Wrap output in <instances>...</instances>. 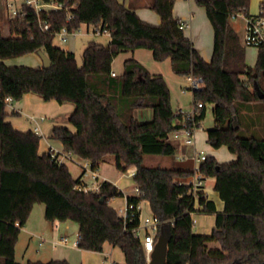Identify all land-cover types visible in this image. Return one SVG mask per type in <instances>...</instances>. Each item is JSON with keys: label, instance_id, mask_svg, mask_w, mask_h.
<instances>
[{"label": "trees", "instance_id": "trees-1", "mask_svg": "<svg viewBox=\"0 0 264 264\" xmlns=\"http://www.w3.org/2000/svg\"><path fill=\"white\" fill-rule=\"evenodd\" d=\"M46 1L77 2L74 20L67 24L65 11L53 12L47 18L52 28L44 32L37 15L27 11L24 18L6 19L10 34L5 37L0 15V264H23L16 260V245L36 205L45 206L50 222L78 224L79 249L102 252L109 243L121 250L125 264H148L137 233L143 201L150 203L163 225L171 226L166 264H264V98L255 90L258 85L264 95V44L258 47L256 65L249 68L246 47L230 23L239 15L253 17L251 0H197L214 30L210 62L180 28L183 23L174 16L177 0L145 4L160 16L159 25L143 21L134 7L119 0ZM82 24L107 31L110 43L90 42L79 67L75 53L54 46V40L62 27L72 31ZM139 49L150 50L157 62L170 59L178 75L203 80L193 104L203 103L200 122L212 106L215 120L207 141L214 149L224 146L236 156L231 163L208 157L202 164L205 178L215 180L223 211L205 193L198 203L189 193L193 167L190 161L177 160L187 153L170 141L180 115L173 110L163 75H153L136 58H129L122 73L112 76L115 59ZM40 50L54 65L5 64ZM28 93L75 106L68 120L74 130L55 126L51 133L64 152L88 160L95 170L108 156L114 157L120 171L136 168L134 182L140 195L127 197L134 208L126 217L111 206L112 200L124 197L116 185L104 181L99 193L75 189L84 184L82 175L74 178L67 163L59 164L49 152L41 153L39 134L19 131L7 121V99L18 102ZM140 109L151 110V120L140 122L135 116ZM148 155L172 163L148 166ZM103 197L106 201L101 203ZM193 214L215 215L212 234L193 231ZM26 264L70 263L62 259Z\"/></svg>", "mask_w": 264, "mask_h": 264}, {"label": "crops", "instance_id": "crops-1", "mask_svg": "<svg viewBox=\"0 0 264 264\" xmlns=\"http://www.w3.org/2000/svg\"><path fill=\"white\" fill-rule=\"evenodd\" d=\"M193 1L194 0H188V4H187L189 8L188 13L181 11L175 4L174 16L175 18L181 20V22L184 25H186L184 28L185 37H187L189 40L192 41L195 48L201 53L204 60L206 62H210L213 56V49H214V30L210 23L213 35L210 34L209 37H207V40H205L204 42L203 36L202 34L199 35V30H198L199 29L198 17L200 15V10L198 8V4ZM119 2L124 4L125 6L131 5L132 7H134L136 13L143 21L150 23V24H154V25H159L161 23L160 16L156 12L150 10L149 8L145 6L148 0H119ZM259 2H260L259 12L252 13L249 10L250 15L257 16L260 13L261 3L263 2V0H259ZM205 13H206V10H205ZM206 16H207V13H206ZM208 22H211V21H209L208 19ZM230 23L232 27L234 28V30L239 35L241 43L243 44L245 31H246V23H247L246 17L243 15H239L237 18L232 19ZM205 29L207 30L209 34L208 26H206ZM54 46L59 47L55 43H54ZM70 50L67 49V51H70ZM139 50H136V52H133L132 54L133 56L128 57L125 60L129 58H134V59L136 58V60L142 64L141 58L137 55ZM30 55L31 56L28 59L31 63H28V65L26 66L36 67V66H40L43 64L42 59L40 58L38 54L32 53ZM24 62L26 61L20 60L16 65L25 66V65H20V64H25ZM16 65H9V66H16ZM113 72L115 71L113 70ZM74 109H75V106L72 103L59 104L57 101L53 99L52 101L47 102L40 95H36L35 93H28L23 97L21 101L13 102L7 105L6 112L8 114L7 121H9L16 129H19V131H22V132L32 131L36 133L35 132L36 129L39 128L40 129L39 135L42 137L41 142H40V152L47 153L51 148H58L64 151L63 145L59 141L51 138V133L55 126L68 127L71 130H74L68 121L69 116L74 111ZM148 114L149 116L152 117L151 110L148 112ZM63 116H65V118H63ZM196 148L198 149V143L196 144L195 147L190 148L189 151H186L184 149V152H191L192 150V152L190 153L192 154ZM235 160H236V156H235ZM108 165L109 164L107 161L102 163L98 169V173L100 174L101 178H105L107 181L112 182L114 185H116L120 189V191L124 194L123 198L126 199V203H127V197L137 195L136 194L137 187L136 186L134 187L135 195L128 192L127 189H123L122 181L118 179V177L115 181L111 179V176L113 175L110 174V171L107 169ZM214 185H215V180H214L213 187ZM205 194L207 195L209 200H212L215 202L218 211H223L224 203L220 199L219 194L217 192L212 191V193L210 194V192L205 188ZM114 201L115 199L111 201V206L115 208V206L113 205ZM147 203L149 207V214L146 215L144 219H142V216H141V221H144L145 219L151 218L154 216V213L152 212L151 207H150V203L148 201ZM124 208L121 209L123 212H124L123 210ZM140 209L142 212V208ZM42 211L43 212H41V209H39L37 212V217H36L35 207H34L32 214L29 218V221L27 222L26 226L21 231V236L29 237L32 239L34 237L42 235L48 238L51 244L53 242H58L60 238L65 236L64 235L65 232L69 231L68 223L50 222L45 218L46 211L45 210H42ZM41 213L43 215L42 217H41ZM193 216H194L193 218L196 220V223L194 224V227H193V231L196 234H205V235L212 234V230L214 229L215 222H216L215 215L196 214ZM144 233H145V230L142 229L141 234L144 235ZM78 237H79V232H78L77 239ZM42 241H44L45 243L46 240L42 239ZM73 243H71L69 240V244L67 246L63 244L58 245V246L63 247L61 250L50 248L49 250H46V251L43 250V251L38 252L36 257H33L30 254L28 255V250L25 251V255L29 256L28 258H29V261L31 260V262H36V261L48 262L51 260H62V259L64 260L65 259L69 261L70 264H78L76 263V262H79L77 260L81 259V261H83V264H125L124 255L121 252V250L118 247H115L109 243H106L105 246L109 244L110 247L112 248L107 251H104V248H103L102 252L81 250L77 247H74ZM19 244H20V240L18 241L16 245V260H17V251L19 248ZM43 245L40 247H43ZM115 251H119L118 254H116ZM32 260H36V261H32Z\"/></svg>", "mask_w": 264, "mask_h": 264}, {"label": "rangeland", "instance_id": "rangeland-1", "mask_svg": "<svg viewBox=\"0 0 264 264\" xmlns=\"http://www.w3.org/2000/svg\"><path fill=\"white\" fill-rule=\"evenodd\" d=\"M193 2L197 3V0H194ZM187 4H188V0H177L176 2L177 7L181 11L186 12V13L189 12V8ZM250 5L251 7L249 10L252 13L259 12V6H260L259 0H251ZM198 8L200 10V15L198 17L199 35L202 34L203 40L205 42V40H207V37H209L210 34L213 35L212 28H211L210 22H208V19L205 13V8L199 5H198ZM0 15L2 17L1 19L2 20L1 21L2 30H3L2 34L5 37L9 36L10 34L9 28H8V24L6 23V18H5L7 14L5 13V10H4L3 0H0ZM206 26H208L209 34L207 30L205 29ZM95 30L96 28L93 25L88 26L87 24H82L80 28L78 29V35L76 37H71L67 43H60L58 38H55L54 43L64 50L71 49V51H73L76 55L77 64L79 65V67H81L83 64L84 50H86L85 48L90 42H96V43L102 44L103 46H107L109 44L110 35L107 33H96ZM132 54L133 52L123 53L115 59L113 63V70L118 75L121 74L123 71L122 67H123L124 60L128 57H132L133 56ZM137 55L141 58L142 64L145 66V68L148 71H150L153 75H163V77L165 78L167 82V86H169L171 90V105L173 107V110L175 112L181 111L183 113L193 112L195 109V106L193 104L194 103L193 102L194 91L192 89H189L190 82L188 80V76L176 74L172 69V64H171L170 59H167L163 62L155 61L153 58L152 52L148 49H140ZM30 56H31L30 54H27L25 56H22V58L16 57V58L8 59L5 61V64L16 65L20 60L21 61L25 60L26 61L24 62L25 64H20V65L26 66L28 65V63H31L28 59L30 58ZM257 57H258L257 47H250V46L246 47V65L249 68L254 67L256 65ZM149 111L150 110H142V109L137 110L135 112V116L140 122H147L151 120L150 118L151 116H149L148 114ZM63 118H65V116H63ZM214 120L215 119H213V115H212V106H208L205 119L201 122L200 128L197 131L198 150L204 151V153L207 154L209 157H215L216 160L221 164L231 163L235 161V156L231 154L226 147L223 146L219 149H214L213 147L210 146V144L207 141V136H208L207 131L213 128ZM170 135H171L170 141L175 146L180 148L182 152H184V149L186 151L190 150V147L181 148L180 142L175 140L172 134ZM54 149H56L57 152H60V153L63 152L62 149H58V148H54ZM191 152H186V153L189 155ZM106 161L109 164L107 169L110 171V174L113 175L111 176V179L115 181L118 177V179L122 181L123 189H127L128 192L135 195L134 187L136 186V184L134 182V179L127 177L124 171H120L116 168L113 156H108ZM187 162L189 161H186V162L181 161L180 163H187ZM65 163H67V166L74 178L80 177L82 173V168H81L82 160L79 157L73 156L72 159H66ZM171 163L172 162L169 158H164V157H159V156H149L148 155L145 158V164L148 166L168 167L171 165ZM131 168L133 169V167ZM85 179L86 181H91L90 174L85 176ZM213 184H214L213 178L206 179L204 183V187L210 192V194L212 193V191L216 192L214 190ZM113 205L115 206L118 213L121 216H123L124 212L121 209L124 208V206L126 208V205H127L126 199H124L123 197H118L115 199ZM125 208L123 210H125ZM140 208H142L141 216H142V219H144V217L149 214V207H148L147 201H144L141 204ZM39 209H41V212H43L42 210H45V206L44 205L35 206L36 217H37V212ZM42 216L43 215L41 213V217ZM66 223H68L69 231L68 232L66 231L64 235L69 238L71 243L76 242L78 232H79L78 224L74 221H67ZM41 238L46 240L43 247H40V242L42 241ZM19 240H20V244H19V248L17 251V262L23 263V264H26L29 261V258H28L29 256L25 255V251L27 250H28V255L30 254L33 257H36L37 253L40 251H43V250L46 251V250H49L50 248L61 250L63 248L61 246L53 247L52 245L53 243L51 244L50 240L42 235L31 239L29 237H22L20 234ZM111 248L112 247H110L109 244H107L106 246L104 245V251H107ZM118 252L119 251H115L116 254H118ZM32 261H36V260H32ZM77 261L79 262H76V263L83 264V261H81V259H78Z\"/></svg>", "mask_w": 264, "mask_h": 264}, {"label": "built area", "instance_id": "built-area-1", "mask_svg": "<svg viewBox=\"0 0 264 264\" xmlns=\"http://www.w3.org/2000/svg\"><path fill=\"white\" fill-rule=\"evenodd\" d=\"M72 1V0H70ZM3 6L7 20H12L17 17H26L27 11L33 12L37 15L40 28L44 32H49L52 28L51 24L47 21L49 15L53 12L65 11L67 14L66 23L69 24L74 20L73 11L77 8V2H72L70 5L59 3L56 1H46V0H3ZM246 31L244 36L243 45L245 47H259L264 44V10H261L257 16L251 18L246 17ZM186 25L181 24L180 28L184 29ZM96 33H107V31H101L100 29L95 30ZM78 35V30H70L68 26L62 27L59 31L55 33V38H58L59 42L67 43L71 37H76ZM112 76L116 77L117 74L112 72ZM190 82L189 89H192L194 92L201 90L203 88V80L201 78L190 76L188 77ZM12 98L7 99V105L13 103ZM195 109L191 113H183L178 111L180 117H178L175 122V130L172 132L173 138L180 142L181 148H192L197 144V131L200 128L201 122L199 117L201 116V111L203 108V103H196ZM36 134H40V129H36ZM51 154L53 159H56L59 164H66V159H72L73 156L66 152H57L56 149L51 148L48 151ZM208 155L204 151H199L197 148L192 153L191 156L181 154L177 157V160L186 162L190 161L192 164V175L187 181L189 187V193L191 194L195 203H198L201 194L205 193L204 183L206 178L202 172V164L208 159ZM82 181L84 184L76 185L75 189L88 192H98L100 191L101 185L104 181H107L105 178H101L98 170L92 168L91 163L88 160H82ZM125 175L129 178L136 176L137 170L128 169L125 171ZM90 174L91 181H86L85 176ZM136 194L140 195V191L136 188ZM133 205L126 206L124 210V217L127 216L128 210L133 209ZM195 215V214H193ZM193 223H196V220L193 218ZM163 225V222L156 217L155 215L151 218H147L144 221H141L140 227L138 229V236H140L144 250L148 256V261L150 256L153 253L156 243L158 241L160 228ZM144 229V235L141 234V230ZM78 239L73 243L74 247L78 248ZM44 244V241L40 242V246ZM59 244L67 246L69 244L68 237L64 236L60 238L58 242H53V246L56 247Z\"/></svg>", "mask_w": 264, "mask_h": 264}, {"label": "water", "instance_id": "water-1", "mask_svg": "<svg viewBox=\"0 0 264 264\" xmlns=\"http://www.w3.org/2000/svg\"><path fill=\"white\" fill-rule=\"evenodd\" d=\"M37 54L42 59L44 67H51L52 65H54L49 59V57L42 50L38 51ZM255 90L260 98H264V95L258 85H256ZM236 128L238 129L237 123H236ZM105 201H106V198L103 197L101 199V203H104ZM171 239H172L171 226L167 224L161 226L158 241L156 243L153 253L150 256V260L148 264H166L167 263V257H168V251H169L168 248H169Z\"/></svg>", "mask_w": 264, "mask_h": 264}]
</instances>
